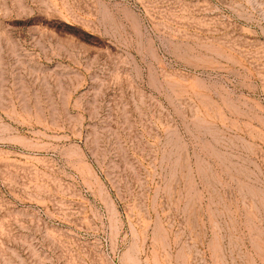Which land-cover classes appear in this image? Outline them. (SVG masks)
Masks as SVG:
<instances>
[{"label":"rangeland","instance_id":"1","mask_svg":"<svg viewBox=\"0 0 264 264\" xmlns=\"http://www.w3.org/2000/svg\"><path fill=\"white\" fill-rule=\"evenodd\" d=\"M0 264H264V0H0Z\"/></svg>","mask_w":264,"mask_h":264}]
</instances>
